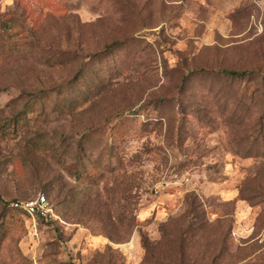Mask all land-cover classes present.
<instances>
[{
	"label": "rangeland",
	"instance_id": "obj_1",
	"mask_svg": "<svg viewBox=\"0 0 264 264\" xmlns=\"http://www.w3.org/2000/svg\"><path fill=\"white\" fill-rule=\"evenodd\" d=\"M262 84L264 0H0V264H264Z\"/></svg>",
	"mask_w": 264,
	"mask_h": 264
},
{
	"label": "trees",
	"instance_id": "obj_2",
	"mask_svg": "<svg viewBox=\"0 0 264 264\" xmlns=\"http://www.w3.org/2000/svg\"><path fill=\"white\" fill-rule=\"evenodd\" d=\"M254 72H248V71H234V70H227V69H221L217 71L218 75H221L225 78H228L230 80H244L246 78H249ZM260 90H261V95L263 96V101L260 102L261 106H262V114L259 116V118H255L254 120V124L258 127L259 131H258V139H261L262 143H261V150L260 153L264 154V84H262L260 86ZM23 115H25V112L19 111L16 115L14 120H11L8 122V124H6L5 131H16L18 129L21 128V121H22V117ZM238 125H241V122L238 120L237 121ZM248 156V155H245ZM14 210H17L15 208H13Z\"/></svg>",
	"mask_w": 264,
	"mask_h": 264
},
{
	"label": "built area",
	"instance_id": "obj_3",
	"mask_svg": "<svg viewBox=\"0 0 264 264\" xmlns=\"http://www.w3.org/2000/svg\"><path fill=\"white\" fill-rule=\"evenodd\" d=\"M13 208L23 212L32 218H47L50 213L49 204L44 196H39L36 200L17 202Z\"/></svg>",
	"mask_w": 264,
	"mask_h": 264
}]
</instances>
